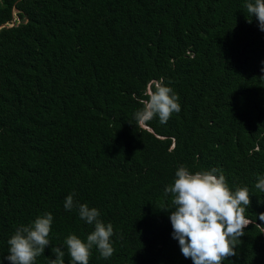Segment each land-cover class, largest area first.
<instances>
[{"label": "trees", "instance_id": "obj_1", "mask_svg": "<svg viewBox=\"0 0 264 264\" xmlns=\"http://www.w3.org/2000/svg\"><path fill=\"white\" fill-rule=\"evenodd\" d=\"M245 4L0 0V264L16 228L45 213L50 245L35 264H51L52 247L70 264L65 238L94 230L79 204L114 231L113 255L93 246L89 264H193L160 209L181 165L248 189L249 224L222 264H264V31ZM161 80L181 111L136 128Z\"/></svg>", "mask_w": 264, "mask_h": 264}, {"label": "clouds", "instance_id": "obj_2", "mask_svg": "<svg viewBox=\"0 0 264 264\" xmlns=\"http://www.w3.org/2000/svg\"><path fill=\"white\" fill-rule=\"evenodd\" d=\"M245 7L264 31V0H246ZM14 22H19L16 15L9 24ZM178 100V95L161 80L145 92V98L140 101L142 107L133 115L134 125L144 128L157 117L160 123H166L173 113L181 111ZM216 173L215 168L192 173L181 165L175 172L174 182L164 189L166 195L171 194L172 207L160 209H171L172 236L178 240L182 255L190 258L193 264H222L224 259L237 255L235 241L244 235L249 224L244 215L250 204L248 189L241 187L232 191L225 177ZM255 188L264 193V176L258 178ZM74 206L73 195L69 194L64 208L70 211ZM78 215L87 224L94 225V230L87 235L86 242L74 234L65 238L70 264H89L93 246L102 258H110L115 251L110 240L114 234L112 224L105 225L99 219V210L87 204L78 205ZM52 221V214L45 213L27 225L18 226L7 241L8 254L3 259L10 264H35L37 257L50 245ZM51 250L55 256L51 264H64L62 248L52 247Z\"/></svg>", "mask_w": 264, "mask_h": 264}, {"label": "water", "instance_id": "obj_3", "mask_svg": "<svg viewBox=\"0 0 264 264\" xmlns=\"http://www.w3.org/2000/svg\"><path fill=\"white\" fill-rule=\"evenodd\" d=\"M263 235H264V229H263Z\"/></svg>", "mask_w": 264, "mask_h": 264}]
</instances>
